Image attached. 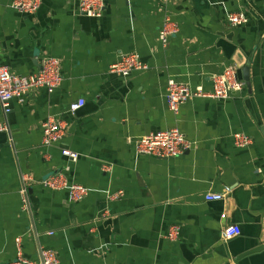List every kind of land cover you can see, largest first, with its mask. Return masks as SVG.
I'll use <instances>...</instances> for the list:
<instances>
[{"label": "crops", "instance_id": "crops-1", "mask_svg": "<svg viewBox=\"0 0 264 264\" xmlns=\"http://www.w3.org/2000/svg\"><path fill=\"white\" fill-rule=\"evenodd\" d=\"M11 1L0 0V64L27 75L51 55L62 79L52 92L39 87L11 100L5 115L0 105L9 127L0 131V263L15 258L19 236L25 257L37 260L47 248L57 264H264V0H103L99 17L80 15L78 0H40L32 14ZM229 11H243L247 22L228 25ZM166 15L178 30L162 47ZM129 52L147 67L126 78L110 73ZM226 66L243 80L240 91L168 108L169 79L208 91L209 76ZM80 97L84 105L71 114ZM49 116L65 131L43 145ZM172 127L194 141L189 150L136 154L133 140ZM236 132L252 143L236 146ZM65 147L77 160L61 154ZM59 170L87 188L82 200L38 182ZM21 173L33 178L29 212L21 208ZM206 192L224 197L205 200ZM173 224L179 235L169 239ZM231 224L239 232L225 240Z\"/></svg>", "mask_w": 264, "mask_h": 264}, {"label": "built area", "instance_id": "built-area-1", "mask_svg": "<svg viewBox=\"0 0 264 264\" xmlns=\"http://www.w3.org/2000/svg\"><path fill=\"white\" fill-rule=\"evenodd\" d=\"M40 4V0H12L10 6L21 13L32 14ZM103 9V0H78L77 10L80 15L99 17ZM247 16L243 11H229L226 15V22L230 26H238L247 22ZM178 30L177 24L169 16H164L158 30V40L162 47L167 46L169 37ZM147 65L135 52L122 54L119 59L109 65L108 71L117 76L126 78L135 70L145 69ZM60 60L51 55H45L41 59L40 67L36 72L21 75L11 72L6 65L0 64V105L5 115L10 110V102L13 99L23 101L27 93L39 87H44L52 92L61 82ZM211 90L205 91L201 86L192 88L188 83L169 79L165 88V99L168 108L177 112L179 106L192 97H211L215 99H226L231 94L238 92L244 86V82L238 77L233 66H226L221 72L209 76ZM85 103L83 98H77L68 105V111L74 114ZM43 145H50L58 142L64 135L65 122L47 117L41 124ZM0 131L9 133L6 120L0 122ZM233 142L238 147H245L252 143L250 136L236 132L233 134ZM136 154H148L159 158H167L182 154L189 150L194 141L185 137L177 127L167 128L139 136L133 140ZM61 154L68 161L77 160L79 153L70 148H62ZM66 169V167L64 168ZM33 178L26 173L20 174L19 194L21 208L29 212L30 202L28 198L27 182ZM50 190H66L71 201H80L87 195V188L79 183L70 181L66 173L57 171L51 173L38 181ZM112 197H117L113 194ZM223 193L206 192L205 200H220ZM225 213L220 214L224 218ZM180 227L177 224L170 225L166 237L174 239L179 235ZM239 229L236 225L226 226L222 231V237L226 240L236 234ZM51 233V231L49 232ZM20 237L15 238V258L12 261L0 264H57L58 256L54 250L41 248L37 260H32L23 255Z\"/></svg>", "mask_w": 264, "mask_h": 264}, {"label": "water", "instance_id": "water-1", "mask_svg": "<svg viewBox=\"0 0 264 264\" xmlns=\"http://www.w3.org/2000/svg\"><path fill=\"white\" fill-rule=\"evenodd\" d=\"M242 69H243V71H244V76H243V78H244L246 84L248 85L249 82H248V76H247V67H246V66H243Z\"/></svg>", "mask_w": 264, "mask_h": 264}]
</instances>
